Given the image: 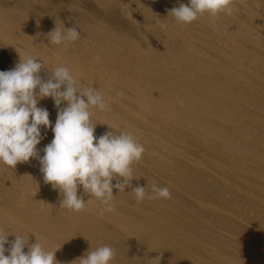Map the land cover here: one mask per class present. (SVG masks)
<instances>
[{"label": "bare ground", "instance_id": "1", "mask_svg": "<svg viewBox=\"0 0 264 264\" xmlns=\"http://www.w3.org/2000/svg\"><path fill=\"white\" fill-rule=\"evenodd\" d=\"M180 3L189 0H0V48L12 68L37 56L44 79L64 66L81 87H96L109 109H90L95 135L109 126L132 133L145 148L132 186L171 194L137 203L130 187L113 189L111 210L85 195L75 212L60 206L38 159L0 163L9 241L60 248L59 264L103 245L115 251L111 264H158L152 253L166 251L170 264H264V0H232L231 15L188 25L168 14ZM74 25L77 40L49 43L55 26ZM38 107L54 126V101ZM41 134L42 156L54 133ZM133 241L145 255H132Z\"/></svg>", "mask_w": 264, "mask_h": 264}, {"label": "clouds", "instance_id": "2", "mask_svg": "<svg viewBox=\"0 0 264 264\" xmlns=\"http://www.w3.org/2000/svg\"><path fill=\"white\" fill-rule=\"evenodd\" d=\"M231 3L232 0H189L188 4L180 3L171 8L168 14L178 24L188 25L205 13L211 17L220 13L231 15ZM78 38L75 25L66 31L55 26L47 33L52 45ZM46 67L39 57L29 56L20 59L14 68L0 71V163L15 168L18 163L38 159L44 182L61 193L60 206L75 212L85 208L88 201L85 195L97 198L111 210L113 189L120 192L126 187L132 189L137 203L145 198H171L167 187L153 184L149 194L145 186H132L133 180H138L133 164L140 161L145 152L132 133H117L109 126L111 130L95 135L97 124L91 119L90 109H109L98 89L81 87L64 66L56 67L44 79L41 72ZM44 98H51L57 108L54 126L48 110L38 107ZM41 126L54 133L52 141L43 148L42 156L37 149L44 138ZM81 187L83 192L78 195ZM9 235L12 234L0 230V264H59L56 252L60 248L47 251L37 240L29 245L28 238L14 234L15 239L9 241ZM6 252L9 254L5 255ZM114 257V249L103 245L76 260L79 264H111Z\"/></svg>", "mask_w": 264, "mask_h": 264}, {"label": "rangeland", "instance_id": "3", "mask_svg": "<svg viewBox=\"0 0 264 264\" xmlns=\"http://www.w3.org/2000/svg\"><path fill=\"white\" fill-rule=\"evenodd\" d=\"M0 55L2 56H0L1 58L0 59H2V61H0V71H5L6 69H12V64H11V62H9L8 61V58H7V56H5V54H4V52H3V50L0 48ZM5 60H6V62H5ZM3 62V63H2ZM9 62V63H8ZM2 63V64H1ZM3 64H6V65H3ZM8 66V67H7ZM9 66H11V67H9ZM137 246V247H136ZM138 246H140V247H138ZM134 247V248H133ZM136 248V249H135ZM140 248H142V251H141V249ZM144 249V247H143V245L140 243V242H138V241H133L132 243H129L128 244V250L129 251H131V253H132V255H136V256H143V255H145V251L143 250ZM137 250V251H136ZM136 252V254H135V252ZM141 251V252H140ZM134 252V253H133ZM141 253V254H140ZM152 254H154V255H151V258L152 259H156L157 261H158V264H170V259H169V257H170V253L168 252L167 253V251L166 252H164V254L162 255V254H160L159 252H155V253H152ZM157 255V256H156ZM161 255V256H160ZM165 255V256H164ZM158 256L160 257V258H158ZM169 256V257H168ZM167 258V259H166ZM161 260H163V261H161ZM163 262V263H162ZM168 262V263H167Z\"/></svg>", "mask_w": 264, "mask_h": 264}]
</instances>
